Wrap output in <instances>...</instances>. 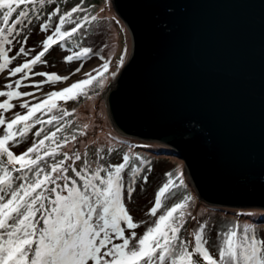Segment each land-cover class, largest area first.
I'll list each match as a JSON object with an SVG mask.
<instances>
[{
  "label": "snow or ice",
  "instance_id": "1",
  "mask_svg": "<svg viewBox=\"0 0 264 264\" xmlns=\"http://www.w3.org/2000/svg\"><path fill=\"white\" fill-rule=\"evenodd\" d=\"M50 3L52 0H0V72L15 59L9 56L11 48L6 49L5 45H11L12 37L19 35L18 26L28 20L30 14L38 16L44 5ZM82 3L83 0L59 15L54 31L42 41L41 51L10 69V75L21 76L14 82L16 89L35 65L46 63L42 58L53 45L63 47L64 42L74 40L85 24L98 19L87 14L74 18V14L86 12ZM59 11L55 8L49 13L40 25L41 31L48 30L52 16ZM66 24L74 26L65 30ZM29 51L21 46L17 55L28 56ZM126 51L121 53L118 67L123 65ZM90 53L91 49L80 48L64 59L67 62L80 60ZM110 64L111 60L105 59L101 65L84 73L85 79L46 94L45 99L36 104L24 101L20 107L27 109L26 113H16L10 121L0 112V126L6 124L0 135V264H264V239H258L255 228L247 223L242 227L238 223L228 225L218 233L217 255L206 246L207 223H199L191 233V241L181 238L187 219H196L188 211L192 197L184 195L179 202L164 208L167 197L183 187L179 173L175 177L165 173L166 182L158 188L154 204L147 213L156 219L143 235L137 236L135 229L143 222H134L122 200L125 172L130 197L141 167L149 163L132 151L135 145H129L122 162L117 164L98 163L97 160H104V150L100 148L95 152L97 160L91 162L86 153L82 159L78 151H60L70 140L76 141L77 135L58 138V133L64 129L63 117L71 113L60 108L53 98L67 102L87 96L98 79L103 85L101 77ZM75 71L80 72L81 68ZM32 74L46 78L40 83L68 79L55 73ZM34 86L39 88V83ZM5 87L9 90L0 91V97H7L0 102V110H10L13 107L10 101L14 98L33 95L12 90L11 84ZM53 110L62 115H51L47 120L37 116L38 112L52 113ZM37 124L41 128L35 131L36 139L31 146L20 155L14 154L11 147L23 141ZM45 124L54 125L55 131H46ZM83 128L87 129L88 125ZM79 135H86V131H79ZM115 151L111 146L107 148L108 153ZM57 155L63 158L56 159ZM77 161L82 162L81 166H76ZM69 171L74 175H69ZM143 179L146 181L147 176ZM158 210H162V214L157 216Z\"/></svg>",
  "mask_w": 264,
  "mask_h": 264
},
{
  "label": "water",
  "instance_id": "2",
  "mask_svg": "<svg viewBox=\"0 0 264 264\" xmlns=\"http://www.w3.org/2000/svg\"><path fill=\"white\" fill-rule=\"evenodd\" d=\"M131 53L114 127L171 146L199 199L264 208V0H112Z\"/></svg>",
  "mask_w": 264,
  "mask_h": 264
},
{
  "label": "rangeland",
  "instance_id": "3",
  "mask_svg": "<svg viewBox=\"0 0 264 264\" xmlns=\"http://www.w3.org/2000/svg\"><path fill=\"white\" fill-rule=\"evenodd\" d=\"M61 0H52V3L45 4L40 15L44 14V9L52 10V5H57L55 8H59L60 11L55 15L56 23H58L59 15H62L65 11H69L71 7L81 3V0H62L63 3L59 5ZM71 1V2H69ZM39 7V6H37ZM82 7L86 9V12H80L74 14L76 16H96L98 19L94 22L85 24V26L77 32L73 41L64 42V46L61 47L59 44L53 45L49 52L42 58L46 63H38L32 69V73L45 72L55 73L61 77L67 76L66 81L57 83H40L45 81V77L34 75L30 73L27 78L22 80L21 87L16 89L14 82L20 79V74L12 76L9 74L10 69L19 66L26 60L34 57L39 51L42 50V41L48 36V31L40 30L41 18L29 17L28 20L24 21L20 25V33L12 37L13 43L11 45H5V48H11L9 56H14L15 59L8 65L3 72H0V91L9 90L6 85H13L12 90L20 92L32 93V96H22L14 98L10 101L13 107L8 110H0L3 117L10 121L16 113L24 114L27 109L21 108L20 104L24 101H28L30 105L36 104L45 99L46 94L52 91H59L64 87L70 86L73 82L85 79L84 73L90 72L92 69L101 65L105 59H110L111 64L108 71L101 77L103 85L101 86L99 79L93 83L89 88L87 96H80L77 100H56L58 106L69 113L70 116L63 117L64 129L58 133V138L72 135H77L76 141H69L68 144L60 150L61 152L71 153L73 150L78 151L82 155V159L87 154L86 158L89 162L97 160L95 152L98 148L103 149L104 160L98 161V163L104 164H117L122 162V155L129 150V146L125 147L123 153H108L107 148L118 147L117 140H112L118 136H124L134 140L146 141V147L143 149L146 158L149 163L141 167V172L132 184L133 193L129 197L127 195L128 175L127 172L124 174L125 187L122 189V200L125 203L129 214L133 217L134 222H143L140 227L135 229L137 236L143 235L146 228L154 223L156 217L147 215L148 209L154 204L155 193L158 188L165 182V173H172L175 177L176 174H181L183 184L189 191V196L192 197L188 211L196 217L193 220L191 217L187 219V222L182 229L185 237L184 239L191 241V233L198 228L199 223H207L205 230V238L208 241L206 245L213 255H217L215 250V244L219 242L218 233L225 230L228 225L239 224L241 227L244 224L252 225L256 230L258 239H264V220L258 219V215H263L264 208L250 207L245 210L243 214H237L235 210L237 207H230L217 204H209L199 199L195 189L193 188L190 178L188 176L184 159L180 157L175 150L168 145L162 144L157 141L139 138L133 135L126 134L116 129L110 120L108 110L106 106V89L110 86L118 76L120 70L126 63L131 53V35L121 17L117 14L112 5V0H83ZM55 10V9H54ZM55 23V24H56ZM74 25H65V30L70 29ZM54 31V28L51 29ZM26 38V39H25ZM23 46L25 50H30L28 56L17 55L19 48ZM80 48H89L91 53L87 57H82L80 60H73L71 62L65 61L66 56H70L75 51H79ZM126 51L124 63L122 66H117L121 53ZM103 58V59H102ZM77 68H81L80 72H76ZM75 73V74H73ZM115 73V76H112ZM95 75V73H93ZM39 83V88L35 87ZM91 97V99L88 98ZM7 99V97H0V102ZM73 110H75L73 112ZM56 115L60 117L62 114L58 110H53L52 113L38 112L37 116L47 120L49 116ZM70 121V123H69ZM87 124L88 128L84 129L83 125ZM6 125V124H5ZM44 126H49L45 124ZM43 126V127H44ZM50 131H55V126L50 125ZM34 132L41 128L40 125H34ZM47 130V131H49ZM86 131V135H79V131ZM0 135H3V126H0ZM118 138V137H117ZM32 140L30 137H26L18 145L11 147L14 154L20 155L31 146ZM127 145V144H126ZM168 150H167V149ZM134 152L135 149L133 148ZM118 152H121L118 151ZM135 153V152H134ZM60 155H57V159ZM66 163H69L66 161ZM81 161L76 162V166H81ZM70 175V174H69ZM147 176V180L143 179ZM173 201L179 202L180 199L170 200V203L166 204L164 208L170 207ZM162 214V210H158L157 216ZM237 214V215H236ZM257 217V218H256ZM222 225H226L225 228L221 229ZM128 235V232H126ZM218 240V241H216ZM132 243H135L133 241Z\"/></svg>",
  "mask_w": 264,
  "mask_h": 264
},
{
  "label": "trees",
  "instance_id": "4",
  "mask_svg": "<svg viewBox=\"0 0 264 264\" xmlns=\"http://www.w3.org/2000/svg\"><path fill=\"white\" fill-rule=\"evenodd\" d=\"M71 1H73V0H71ZM71 1H69V2H71ZM58 3V2H57ZM57 3L56 4H53L52 5V10L51 11H49L48 9H44V14L41 16L40 15V13L38 14V16L36 15V14H30V17H33V19H35L36 17H39V18H43L42 19V21H41V23H40V25L42 24V23H44L46 20H47V18H48V16H49V13L50 12H52V11H54V9H55V7H56V5H57ZM63 3V1L61 0L60 1V3H59V5H61ZM42 11V10H41ZM58 14V13H57ZM56 14V15H57ZM55 23H56V20H55V15H53L52 16V19H51V21H50V27L48 28V35H51L52 34V32H53V30H51V29H53L54 28V26H55ZM20 26H18V28H17V31H18V33H20ZM8 68V67H7ZM6 127V125H4L3 126V129ZM50 125L49 126H44V129L47 131V130H49L50 129ZM34 128L31 130V132H29V134H28V136L27 137H30V139L33 141L34 139H36V137H35V135H34ZM118 137V138H117ZM117 137H115V139L118 141V144H120V148H118V147H114V149H116V151H115V153H119L120 155L123 153V150H124V146L125 147H128L129 145H135V147H134V149H135V153L136 154H139L141 157H144V158H146V154H145V152H144V148L146 147V141H144V140H139V139H137V140H134V139H131V138H127V137H124V136H118L117 135ZM42 138V137H41ZM46 144H47V142H46ZM127 144V145H126ZM167 149V148H166ZM121 150V152H118V151H120ZM168 150V149H167ZM114 153V152H113ZM62 157V155H60V157L58 156V158H61ZM57 159V158H56ZM69 174L70 175H74V174H72L71 173V171H69ZM14 175H15V173H14ZM166 176H165V182H166ZM184 195H189V191L187 190V187L186 186H184V184H183V187H180V188H178V189H176L175 190V192L173 193V194H171V195H169L168 197H167V199L164 201V206L166 205V204H168V203H170V200H173V199H182V197L184 196ZM173 202H177V201H173ZM149 210V209H148ZM245 210H248L247 208H239V209H237V210H235V212L237 213V214H243V213H245L246 211ZM247 213V212H246ZM236 214V215H237ZM263 215H258L257 217H258V219L260 218L261 220H264V213H262ZM256 217V218H257ZM225 226L226 225H222V227H221V229H223V228H225ZM183 234V232L181 231V233H180V236ZM185 237L187 236L186 234H183ZM181 238H183L182 236H181ZM184 239V238H183ZM216 241H218V240H216ZM215 250H217L218 249V242L215 244V248H214Z\"/></svg>",
  "mask_w": 264,
  "mask_h": 264
}]
</instances>
